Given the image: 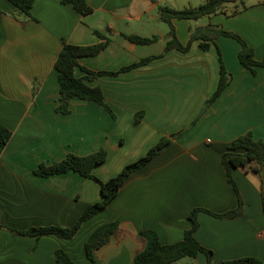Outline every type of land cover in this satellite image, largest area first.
Listing matches in <instances>:
<instances>
[{"label": "crops", "instance_id": "1", "mask_svg": "<svg viewBox=\"0 0 264 264\" xmlns=\"http://www.w3.org/2000/svg\"><path fill=\"white\" fill-rule=\"evenodd\" d=\"M86 1L92 7L88 14L62 0H35L26 16L0 0V123L12 131L0 152V264H65L57 259L59 249L72 264H134L146 247L141 230L156 231L163 244L175 243L191 228L194 208L217 214L238 209L222 154L249 131L264 142V66L253 73L242 65L237 39L222 35L208 49L194 40L186 52L166 50L170 26L165 28L159 7H197L207 0ZM173 24L183 44L198 27L236 32L264 61V0H238L197 20L174 18ZM129 34L157 39L137 44ZM64 40L84 46L106 42L99 53L80 57V64L94 71H117L154 58L116 76L86 80L102 89L112 113L78 97L64 113L58 111L62 100L55 69ZM220 57L232 79L208 104L219 84ZM75 73L86 74L80 67ZM177 133L72 238L21 233L31 227L72 228L102 199L96 180L75 171L39 176L40 163L104 148L107 158L93 173L105 181L162 137ZM231 173L242 199L240 214L221 217L202 210L194 235L216 262L256 257L264 264V167L251 162L232 167ZM112 221H118L117 231L90 260L88 237ZM172 264L208 263L199 253Z\"/></svg>", "mask_w": 264, "mask_h": 264}, {"label": "trees", "instance_id": "2", "mask_svg": "<svg viewBox=\"0 0 264 264\" xmlns=\"http://www.w3.org/2000/svg\"><path fill=\"white\" fill-rule=\"evenodd\" d=\"M16 9L31 16V9L35 0H9ZM238 0H207L197 7H186L183 9H173L169 6H160L161 19L169 24V40L166 43V50L178 49L186 52L190 49L191 43L194 40H200V47L208 49L211 43H215L216 39L222 35L237 39L241 44L239 51V60L242 65L250 69L253 73L256 72V66H264V61H259L254 56V48L251 47L246 40L236 32L225 30L214 26L198 27L191 33V38L187 44H183L177 37L174 18L197 20L204 16L214 14L223 9L227 3H233ZM64 4H72L73 7L82 14L92 12V7L86 0H62ZM127 39L137 44H149L154 42L157 37H144L137 34L126 35ZM106 46V42H101L94 45H76L63 41L61 51L55 62V69L58 71L59 90L62 104L58 107V111L64 113L69 112V103L72 98L78 97L84 100H94L108 109L111 113V108L105 102V96L102 89L98 86L89 85L86 80H91L102 75L116 76L122 72L132 70L138 66L144 65L151 61L154 57H146L139 62L123 66L117 71L100 70L94 71L80 64V57L86 55H94L99 53ZM221 56V55H220ZM220 79L217 90L208 100V104L216 99L220 93L229 85L232 74L226 69L223 60L220 57ZM76 67H80L86 74L84 76H76ZM141 113L137 114L139 121ZM181 133L173 134L172 136L162 137L148 152L137 160L125 165L122 170L109 178L101 180L94 173L93 169L97 164L104 162L107 158V150L102 148L96 152L87 155H77L69 153L62 160L46 164L42 162L35 169V174L39 176H51L62 174L69 171H75L82 176L92 178L100 183L102 199L91 204L80 217L78 223L72 228H63L59 226L49 227H31L22 230L21 233L28 235L39 236L42 234H56L64 238H72L81 227L82 223L105 209L112 199L118 194L122 184L132 174V172L140 169L156 154L160 153L167 147L174 138ZM12 136V131L0 123V152L5 148ZM241 150V152H240ZM251 162H256L261 167H264V142L255 139L252 132H247L235 138L229 145L228 150L222 154V163L224 164L228 178L235 191L237 192L240 205L239 208L224 214L213 213L202 208H194L189 215L192 226L186 231L182 240L163 244L154 230H141L139 235L146 239V247L143 251L136 254L134 264H172L184 257H196L199 253H203L207 257L208 264H262V261L256 257H244L235 260L216 262L214 253L209 248H206L195 237V231L198 228L197 215L200 211H207L215 216L233 217L241 212L242 199L239 193L238 185L231 173L232 167L238 165H248ZM119 227L118 221L106 222L98 226L88 237L85 243L87 257L90 260L95 259V251L107 244L111 236ZM58 261L65 264H72V259L61 249L56 252Z\"/></svg>", "mask_w": 264, "mask_h": 264}, {"label": "rangeland", "instance_id": "3", "mask_svg": "<svg viewBox=\"0 0 264 264\" xmlns=\"http://www.w3.org/2000/svg\"><path fill=\"white\" fill-rule=\"evenodd\" d=\"M163 24H164L165 28H166V27H167V28L169 27L167 23H163Z\"/></svg>", "mask_w": 264, "mask_h": 264}]
</instances>
